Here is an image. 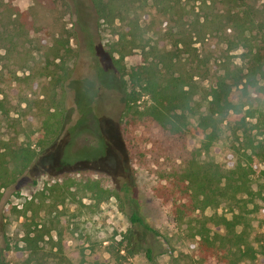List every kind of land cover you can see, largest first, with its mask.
<instances>
[{"label":"rangeland","instance_id":"rangeland-1","mask_svg":"<svg viewBox=\"0 0 264 264\" xmlns=\"http://www.w3.org/2000/svg\"><path fill=\"white\" fill-rule=\"evenodd\" d=\"M77 1L81 15L74 10L72 0H0V144L5 140L25 145L41 134L52 140L44 150L36 146L39 152L32 166L10 186L0 188V243L2 234L12 242L37 223L38 228L44 225L45 232L38 244L42 264H67L51 248L57 230L73 232L74 239L65 246V257L74 259L72 264H79V259L89 264L90 255L99 252L106 264H151L142 253L116 261L103 252L129 227L116 199L97 194L86 184L87 177L97 178L99 173L105 188H119L126 180L118 133L124 92L114 74L113 57L118 54H110L122 25L118 20L98 21L88 0ZM189 10L182 28L170 31L165 27L160 34L147 33L145 38L150 45L173 47L184 68L194 74L197 92L189 123L195 125L207 109L206 94L217 76L251 65L264 74V34L253 30L247 48L246 41L239 40L236 49L215 31L204 40L191 38L186 36L188 30L194 34L189 26L193 8ZM79 20L87 25L86 33ZM90 33L95 34L92 52L87 43ZM181 34L185 45L178 41ZM55 48L60 58L55 57ZM140 60V51L134 50L120 64L130 67ZM48 71L56 76L68 73L66 81L62 86L53 85ZM76 80L87 84L72 85ZM260 80L264 83V77ZM242 101L245 109L254 113L246 118L247 133L253 136L264 130V97L252 95ZM57 122L60 129L55 127ZM241 137L233 122L221 123L219 142L227 150L240 146ZM220 159L221 154L214 156V160ZM128 179L143 215L159 232L157 239L172 251L158 255L154 264H214L196 255L186 238V224L174 222L169 206L154 195L157 177L136 168ZM245 199L246 235L252 241L264 232V176L252 175ZM234 204L222 201L204 213L230 217L229 207ZM250 264H264V260Z\"/></svg>","mask_w":264,"mask_h":264},{"label":"trees","instance_id":"trees-1","mask_svg":"<svg viewBox=\"0 0 264 264\" xmlns=\"http://www.w3.org/2000/svg\"><path fill=\"white\" fill-rule=\"evenodd\" d=\"M88 1L98 21L118 20L122 25L110 54H118L117 58L113 57L114 74L124 92L118 133L126 180L119 188H105L101 185L103 175L99 173L97 178L87 177L86 184L97 194L114 197L129 227L121 239L106 246L103 252H108L116 261L142 253L151 264L158 255L172 253L157 239L159 232L146 220L129 183L134 169L142 168L157 177L154 195L169 206L174 222L186 224V238L198 257L211 259L214 264H250L260 258L264 260V232L249 241L243 214L252 175L264 176V130L248 135L246 118L253 117L254 113L245 109L242 101L252 95L264 97V83L260 80L264 74L256 65H251L245 70H226L217 76L206 94V111L199 114L195 125H190L191 103L197 92L194 74L184 68L173 47L150 45L145 38L147 33L160 34L165 27L170 31L182 28L190 16L189 9L193 8L189 26L194 34L188 30L186 36L204 40L215 31L232 44L230 48H238L239 40L246 41L247 48L253 30L264 34V0ZM72 4L81 15L80 3L72 0ZM78 24L86 33L87 25L81 20ZM87 35L92 52L95 34ZM178 41L186 44L182 34ZM134 50L140 51V62L130 67L120 64ZM54 52L55 57L60 58L59 49L55 48ZM67 74L56 76L48 71L50 82L55 86H62ZM84 82L76 80L72 85L79 83L84 87L87 84ZM224 120L233 122L242 135L240 146L232 145L230 150L219 142ZM59 125L57 122L56 129H60ZM32 139L25 145L1 141L0 188L14 183L32 166L38 152L52 142L47 140L46 134ZM217 154L222 155L220 161L214 160ZM35 183L33 180L32 184ZM222 201L235 203L229 207L230 217L204 213ZM241 224L245 225L240 227ZM38 225L12 242L2 234L0 264H42L38 244L45 232L42 231L44 225L40 228ZM72 239L73 232L60 230L56 232V240L51 239V248H55L67 264L74 260L65 257L66 242ZM80 254L82 256V251ZM91 255L89 264L107 263L102 252Z\"/></svg>","mask_w":264,"mask_h":264},{"label":"flooded vegetation","instance_id":"flooded-vegetation-1","mask_svg":"<svg viewBox=\"0 0 264 264\" xmlns=\"http://www.w3.org/2000/svg\"><path fill=\"white\" fill-rule=\"evenodd\" d=\"M116 77H117V76H116ZM116 79H117V81H119V80H118V77H117ZM92 85H94V84H92Z\"/></svg>","mask_w":264,"mask_h":264}]
</instances>
